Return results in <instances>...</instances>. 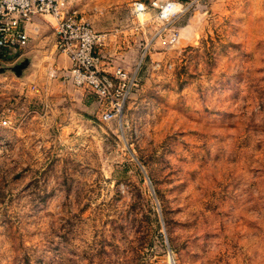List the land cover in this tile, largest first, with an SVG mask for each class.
<instances>
[{"label": "rangeland", "instance_id": "374dc122", "mask_svg": "<svg viewBox=\"0 0 264 264\" xmlns=\"http://www.w3.org/2000/svg\"><path fill=\"white\" fill-rule=\"evenodd\" d=\"M134 1L66 4L137 70L118 120L49 15L0 58V264H264V0Z\"/></svg>", "mask_w": 264, "mask_h": 264}, {"label": "built area", "instance_id": "2783aa9c", "mask_svg": "<svg viewBox=\"0 0 264 264\" xmlns=\"http://www.w3.org/2000/svg\"><path fill=\"white\" fill-rule=\"evenodd\" d=\"M71 1L0 0V58L20 55L29 42L27 25L30 20L49 15L53 19V50L65 55L71 64L65 76L73 86L85 90L96 101L100 120H118L137 87V70L106 69L101 54L105 35L95 31L77 10L67 8L66 4ZM179 7L181 2L176 0H149L147 4L134 1L131 4L135 15L153 9L163 18L175 16Z\"/></svg>", "mask_w": 264, "mask_h": 264}, {"label": "crops", "instance_id": "0c3cea01", "mask_svg": "<svg viewBox=\"0 0 264 264\" xmlns=\"http://www.w3.org/2000/svg\"><path fill=\"white\" fill-rule=\"evenodd\" d=\"M36 18L37 17H33L30 22L28 23L27 25V31H28V35L30 37V33L34 30H37L38 29V24L36 23ZM28 46V45H27ZM104 64H105V67L107 70H113L114 68H109L107 65H106V62L104 61Z\"/></svg>", "mask_w": 264, "mask_h": 264}, {"label": "bare ground", "instance_id": "6f19581e", "mask_svg": "<svg viewBox=\"0 0 264 264\" xmlns=\"http://www.w3.org/2000/svg\"><path fill=\"white\" fill-rule=\"evenodd\" d=\"M165 16V15H164Z\"/></svg>", "mask_w": 264, "mask_h": 264}]
</instances>
